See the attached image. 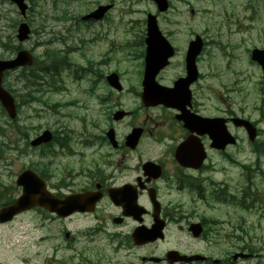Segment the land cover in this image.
<instances>
[{"label":"rangeland","instance_id":"rangeland-1","mask_svg":"<svg viewBox=\"0 0 264 264\" xmlns=\"http://www.w3.org/2000/svg\"><path fill=\"white\" fill-rule=\"evenodd\" d=\"M172 2L171 10L161 17V22L169 16H177L178 22L167 26L161 23L163 29L197 30L206 41L200 81L203 110L214 113L227 109L242 112L244 109L262 131L257 139V144L263 142L260 150H255L256 145L248 142L245 133L234 131L242 141L238 152L231 148L228 154L247 165V169L218 160L219 171L211 175L215 182L227 180L231 189L238 190L245 183V175H253L259 169L264 172V97L259 89L263 75L249 58L253 47L264 48V0ZM27 3L26 20L32 33L22 46L34 55L36 62L45 61L50 65L56 62L52 54L56 56L60 51L63 56L68 53L64 61L69 65L61 74L56 73L57 81L51 83L49 80L38 83L50 76L37 72L35 65L12 71L4 79V85L14 94L19 109L13 123L0 106V205L20 192L15 178L25 167L48 174L55 190L77 183L78 173L86 170V159L93 152L88 141L95 132L91 122L97 124L105 112L109 115L117 108L131 112V116L117 124L118 135L127 132L131 124L147 121L143 119L145 109L136 95L137 70L141 61L136 52L141 37V19L146 12H155L152 3L146 0H29ZM99 3L113 4L106 19L90 24L76 20ZM191 8L194 17L190 16ZM20 18L12 3L0 0L2 59L13 57L16 52L13 47L4 46L2 41H7L10 35L13 37L9 44L19 43L15 33ZM53 68L51 66L52 73ZM114 71L119 74L122 92L113 90L104 80L106 74ZM30 75H36L37 79ZM31 93L30 101L26 103ZM33 94L39 95L40 103L32 99ZM43 129L54 132L55 144L25 150L23 144ZM146 143L151 142L144 139L143 145ZM50 152L55 155L50 157ZM255 183L259 189H264V177H256ZM170 198L187 207L202 206L189 195ZM66 231H69V237H65ZM85 232L86 216L55 218L37 209L23 213L0 225V264H82L86 258H96L91 252L86 253ZM179 235L182 234L171 227L170 238L177 240ZM251 236L256 237L251 246L256 252L260 250V257L250 264H264V219L259 228L251 229ZM187 241L191 242V239L187 237ZM192 244L194 248L203 247L198 242ZM165 247L158 243L156 255ZM221 250L230 251L228 246H219V252Z\"/></svg>","mask_w":264,"mask_h":264},{"label":"flooded vegetation","instance_id":"flooded-vegetation-1","mask_svg":"<svg viewBox=\"0 0 264 264\" xmlns=\"http://www.w3.org/2000/svg\"><path fill=\"white\" fill-rule=\"evenodd\" d=\"M148 2L153 4V0ZM164 15H158L160 25L177 23V16H169L161 22ZM161 30L173 53L168 64L156 75V81L171 87L181 79L184 85L176 93L181 101L143 107V119L147 121L131 124L122 135H118L117 124L131 116L129 110L119 120L114 119L113 112L100 115L101 121L97 124L91 122L95 132L88 141L93 152L86 159V170L78 173L77 183L66 184L63 190H55L44 171L37 172L58 197L86 192V212L73 215L86 216V253L91 252L96 258H86L82 264H250L260 257V250L256 252L251 246L252 239L256 238L251 236V229L259 228L264 219V189H259L255 183L256 177H264V172L259 169L248 176L243 172L245 183L238 190L231 189L227 180L215 182L211 175L219 171L218 160L247 169V165L240 164L238 159L228 154L231 148L238 152L242 141L234 131L245 133L254 147L262 131L257 126L258 122L251 120L244 109L242 112L227 109L206 113L202 108L204 100L200 91L204 47L194 58L193 69H188L186 63L188 44L196 37L203 40V34L192 29ZM142 55L139 72L143 66ZM205 89L210 91L209 87ZM136 95L140 97V91ZM219 117L224 119L225 126L236 139L235 144H227L221 149L212 145L213 140L207 132L196 129L190 121ZM236 118L253 122L257 130L253 143L246 130L236 126ZM13 119L14 123L17 117ZM136 127L140 128L139 138L131 146L127 143V136ZM108 130H112L116 140L109 139ZM144 139L151 143L143 145ZM50 140L36 147L31 146L29 140L23 147L27 150L55 144L51 130ZM54 155L50 152V157ZM183 195L196 198L202 206L187 207L170 198ZM49 215L57 218L54 214ZM154 226L160 229L161 236L151 239L149 230ZM171 227L182 234L177 240L170 238ZM136 229L142 232L139 240L134 237ZM193 242L201 243L203 247L194 248ZM158 243L166 247L156 255ZM219 246H228L230 251L219 252ZM170 250L198 257L190 261H171L166 257ZM156 256L158 261L152 259Z\"/></svg>","mask_w":264,"mask_h":264},{"label":"water","instance_id":"water-1","mask_svg":"<svg viewBox=\"0 0 264 264\" xmlns=\"http://www.w3.org/2000/svg\"><path fill=\"white\" fill-rule=\"evenodd\" d=\"M13 1L20 13L24 16L27 5L24 0H11ZM157 7L160 11H164L167 8L166 0H155ZM111 7V5H100L89 14L83 16V19L94 18L100 19L104 13ZM147 26V50L145 57V70L143 78V92L142 101L145 105L154 103H165L167 105L180 102L181 98H177L176 93L180 91L182 86V80L176 83V87L168 89L158 85L154 80V75L157 68L163 65L166 58L171 54L170 47L161 36L159 29L156 24V18L154 15L148 14L146 20ZM30 32L29 26L22 22L17 28L16 37L18 41H23L28 38ZM199 43L190 44L188 51L187 60L192 65L193 58L199 50ZM252 59L256 60L262 67L264 72V50L254 49L252 50ZM32 63V57L27 50H19L16 57L11 60H0V102L12 117L15 114L14 100L10 93L7 92L2 86L3 72L7 69L15 68L21 65H27ZM194 67V66H193ZM108 83L120 89V85L117 81L115 73H111L107 76ZM122 113H117L114 118H120ZM187 120V119H186ZM196 129H200L203 132H207L213 140V145L222 148L227 143H234V138L228 133L224 125V120L218 119H206L197 118L190 120ZM236 125H243L251 139L255 136V129L251 123L246 120L236 118L234 119ZM107 135L110 139L113 137V132L110 130ZM139 136V130H133L127 137V143L131 146L136 143ZM50 133L48 131L43 132L41 136L33 140L32 144H39L43 141H48ZM16 184L21 186V194L14 200L12 204L3 206L0 208V221L11 219L16 213L31 208L33 206H42L47 208L49 211L55 212L58 215L66 216L74 211H85L86 210V194H78L67 196L64 199H59L52 193L46 190V185L42 179H40L34 172L29 169H25L20 172L16 179ZM151 238H156L157 234H160L159 228L154 227L149 230ZM141 234V230H136L135 239L138 240ZM167 257L171 260H190L186 256H180L175 251H170ZM196 258V257H195ZM158 260V259H154Z\"/></svg>","mask_w":264,"mask_h":264},{"label":"trees","instance_id":"trees-1","mask_svg":"<svg viewBox=\"0 0 264 264\" xmlns=\"http://www.w3.org/2000/svg\"><path fill=\"white\" fill-rule=\"evenodd\" d=\"M66 57V55H64L63 57H60L59 58V60H61L62 61V63L61 64H63V61H64V58ZM64 65V64H63ZM59 70L60 69H55V71L57 72V73H59ZM46 71V70H45Z\"/></svg>","mask_w":264,"mask_h":264},{"label":"bare ground","instance_id":"bare-ground-1","mask_svg":"<svg viewBox=\"0 0 264 264\" xmlns=\"http://www.w3.org/2000/svg\"><path fill=\"white\" fill-rule=\"evenodd\" d=\"M220 1V0H219Z\"/></svg>","mask_w":264,"mask_h":264}]
</instances>
